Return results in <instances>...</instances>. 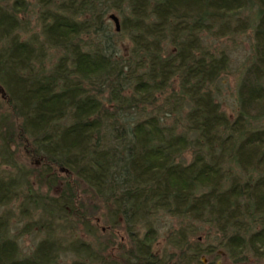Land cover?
<instances>
[{"label": "trees", "instance_id": "16d2710c", "mask_svg": "<svg viewBox=\"0 0 264 264\" xmlns=\"http://www.w3.org/2000/svg\"><path fill=\"white\" fill-rule=\"evenodd\" d=\"M36 1L41 40L19 35L29 0H0V158L13 168L0 162V208L18 203L22 230L46 237L21 255L0 214V264H61L66 251L72 264L103 259L121 229L119 264H169L153 253L154 228L140 235L159 211L211 229L209 254L263 260L264 0ZM109 8L123 16L127 56L103 23ZM247 10L252 52L230 119L215 98L228 56L205 39L244 32ZM47 46L60 51L49 67ZM29 203L41 220L30 222ZM60 213L96 239L51 236Z\"/></svg>", "mask_w": 264, "mask_h": 264}, {"label": "rangeland", "instance_id": "374dc122", "mask_svg": "<svg viewBox=\"0 0 264 264\" xmlns=\"http://www.w3.org/2000/svg\"><path fill=\"white\" fill-rule=\"evenodd\" d=\"M39 7L36 0H29L28 11L23 15L22 27L19 29V35L21 39H38L41 40L40 22L38 20ZM110 14H115L119 19V30L115 29V24L110 18ZM87 17V15H86ZM122 14L113 9L109 8L102 15L104 25L109 27L114 33H121L118 37V48L122 55L127 56L129 53L130 41L126 36L125 32H121V21ZM242 19L248 20L249 26L244 32L230 34L224 37H212L207 36L205 43L212 48L222 50L228 56V66L226 70L221 74V78L217 82L218 89H215V98L220 103L221 110H223L230 119L234 118L238 108L237 101V87L245 64L247 63L248 57L252 52L253 43V24L255 23V16L252 10L244 11L241 14ZM36 37V38H34ZM84 40L87 43L93 42V38L83 35ZM48 59L45 61V66L49 67L56 58L60 55V51L55 48H48ZM1 100V98H0ZM162 103L159 102V106ZM172 106H163L161 109L170 110ZM171 114V113H170ZM179 114V113H178ZM169 115V113H168ZM172 116V115H171ZM171 116H168L167 123H171ZM177 124V123H176ZM180 126V122L178 123ZM260 127H264V120L258 123ZM184 160H190V154H184ZM11 161V159H10ZM10 161H3L0 158V162L3 164L2 167L8 171H13L12 164ZM15 161L18 162L19 166H26L27 162L23 156H16ZM54 194L53 192H51ZM30 213H37L33 215V221L41 220L39 210L34 204H26ZM6 214L9 216V234L15 236L21 251V255H28L33 250L35 244L43 237H46L44 231H37L31 229L30 231H23L22 226L26 223L27 219L21 215L19 204L10 203L6 207L0 208V214ZM62 214L56 215L58 219L53 220V232L49 233L51 236H58L63 244H68L71 238L79 236L81 240L93 241L96 239L83 230L81 225L76 224L71 218L68 220L60 219ZM67 219V218H66ZM105 225L102 224V234L100 241L104 242V235L106 237ZM152 227L155 230V238L152 242L153 253L157 254L162 262H168L172 264L174 261L180 264H233L230 259L227 258L226 254L219 248H217V256L207 253L206 247L216 246L217 239L215 234L207 226H201L198 223L191 222L188 220H182L179 217L171 216L165 212L159 211L152 214L151 218L146 221L140 228V235H142L147 227ZM122 227V224L119 228ZM100 229V228H99ZM51 231V229L49 230ZM124 231L119 230V234L114 238V245L112 248L108 246L104 252L105 258H97L96 260L86 259L84 264H119L120 257L119 251L117 250V240H119L120 234ZM99 240V238L97 237ZM180 249H183V257L180 256ZM196 251L199 253L196 255ZM61 264H72L76 259L74 252L66 251L60 254ZM171 257V258H170ZM84 260V259H83ZM113 261V262H111ZM251 264H264V259Z\"/></svg>", "mask_w": 264, "mask_h": 264}, {"label": "water", "instance_id": "95a60500", "mask_svg": "<svg viewBox=\"0 0 264 264\" xmlns=\"http://www.w3.org/2000/svg\"><path fill=\"white\" fill-rule=\"evenodd\" d=\"M110 18L113 20L114 24H115V29L118 31L120 26H119V19L115 14H110L109 15Z\"/></svg>", "mask_w": 264, "mask_h": 264}]
</instances>
